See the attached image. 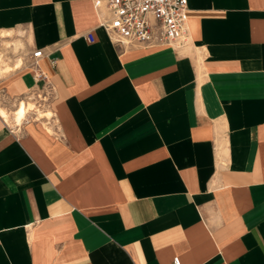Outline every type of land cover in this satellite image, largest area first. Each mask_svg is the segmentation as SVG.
I'll return each instance as SVG.
<instances>
[{
  "label": "crops",
  "instance_id": "0c3cea01",
  "mask_svg": "<svg viewBox=\"0 0 264 264\" xmlns=\"http://www.w3.org/2000/svg\"><path fill=\"white\" fill-rule=\"evenodd\" d=\"M188 1L176 48L116 44L105 0H0V264H264V0Z\"/></svg>",
  "mask_w": 264,
  "mask_h": 264
},
{
  "label": "built area",
  "instance_id": "2783aa9c",
  "mask_svg": "<svg viewBox=\"0 0 264 264\" xmlns=\"http://www.w3.org/2000/svg\"><path fill=\"white\" fill-rule=\"evenodd\" d=\"M108 17L101 25L116 44L153 45L182 47L189 40V1L188 0H105ZM100 4L101 0H97ZM94 41L91 32L87 34ZM43 49L33 52L34 58L44 56ZM55 59L52 60L55 64ZM33 63V77L36 85L15 105V110L22 101L32 102L34 108L29 113L42 112L54 95V87L46 73ZM14 110V111H15ZM25 118V117H24ZM23 118V119H24ZM172 264H181L175 257Z\"/></svg>",
  "mask_w": 264,
  "mask_h": 264
},
{
  "label": "bare ground",
  "instance_id": "6f19581e",
  "mask_svg": "<svg viewBox=\"0 0 264 264\" xmlns=\"http://www.w3.org/2000/svg\"><path fill=\"white\" fill-rule=\"evenodd\" d=\"M4 61H5V60H3V57L0 56V70L2 69V66H3ZM18 64H19V63H18ZM24 103H25V102L22 101L21 104H20V105L18 106V108L16 109V114L19 116V118H21L20 121H22V119L26 116V113H25L26 110L29 111L30 109H33V108L35 107V106H30V108H29V107H26ZM30 103L33 104L32 102H30ZM33 105H34V104H33ZM0 113H1L3 116L7 117V113H6V111L3 110V109H1V108H0ZM14 113H15V112H14Z\"/></svg>",
  "mask_w": 264,
  "mask_h": 264
},
{
  "label": "rangeland",
  "instance_id": "374dc122",
  "mask_svg": "<svg viewBox=\"0 0 264 264\" xmlns=\"http://www.w3.org/2000/svg\"><path fill=\"white\" fill-rule=\"evenodd\" d=\"M21 52V50L20 51H18V53H20ZM15 103H17V102H15ZM16 105V104H15ZM15 105H13L11 108H10V111H14L15 110Z\"/></svg>",
  "mask_w": 264,
  "mask_h": 264
}]
</instances>
